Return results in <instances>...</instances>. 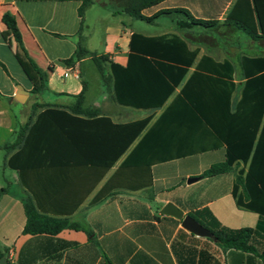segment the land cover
Returning <instances> with one entry per match:
<instances>
[{
	"label": "crops",
	"instance_id": "0c3cea01",
	"mask_svg": "<svg viewBox=\"0 0 264 264\" xmlns=\"http://www.w3.org/2000/svg\"><path fill=\"white\" fill-rule=\"evenodd\" d=\"M216 1L165 0L142 13L150 16L161 9H185L195 19L209 20L219 11L214 7ZM235 1H220L224 3L217 13V28L192 25L182 15L174 14L147 23L160 26L159 31L139 33L133 26L140 20L125 12L126 0H92L83 13L81 29L77 13L80 0H0V192L4 190L0 193V253L4 262L263 264L252 253L223 249L213 238L194 235L181 226L182 218L161 213V209L171 203L182 211L183 216L191 215L200 222H212L205 212L208 211L225 228H257L259 235L253 237L251 243L259 254L264 253V220L256 213L238 208L232 196L236 170L201 178L212 164L223 161L224 148L155 164L150 171L143 170L141 174L131 167L118 172L139 137L103 175L100 168L87 164L55 165L57 155L48 151L54 146L48 142V137L53 134L51 126L56 122L38 118L47 107L72 106L75 97L85 87L82 108L96 110L98 116L80 118L88 123L97 122L75 124L64 120L68 126L64 131L74 139L82 135L79 142L84 149L80 155L88 159L103 154L111 156L117 151V131L101 122L102 117L114 125L127 124L149 115L155 119L162 109L140 110L145 111V115L136 119L130 112L133 108L117 104L111 81L104 80L108 70L101 75L89 57L74 60L69 65L62 63L74 55L80 42L88 52L105 55L109 61L124 66L132 33L147 37L177 35L186 41L190 50L199 51L195 63L203 55L218 62L230 61L236 70V91L232 95L234 107L243 84L239 69L241 57L264 58V39L252 41L224 24ZM5 14L14 18L21 46L3 24ZM162 18L169 19L170 24H162ZM200 28L210 29L213 33L207 36ZM230 35L239 42L227 40ZM95 44L99 47H94ZM215 44L243 48L244 51L238 54L237 60L225 54L216 56L213 53ZM30 61L45 77L46 87L39 92L34 89L41 86V79ZM89 61L97 72L95 83L99 93L98 99L90 102L87 101L83 71L84 64ZM192 70L193 67L189 73ZM74 139L64 144L65 147L70 150L75 147ZM21 148L24 153L23 184L18 173L6 165L7 159ZM113 175H117L116 181L120 184L110 188L106 183ZM191 179L194 181L190 182ZM145 181H150L149 185H140ZM27 200L35 204L41 214L67 219L80 228L63 229L56 235L24 234L23 205Z\"/></svg>",
	"mask_w": 264,
	"mask_h": 264
},
{
	"label": "trees",
	"instance_id": "16d2710c",
	"mask_svg": "<svg viewBox=\"0 0 264 264\" xmlns=\"http://www.w3.org/2000/svg\"><path fill=\"white\" fill-rule=\"evenodd\" d=\"M163 1L165 0H126L124 10L131 17L146 23H152L163 15L179 14L192 25L204 28L219 26L216 18L224 3L220 2L221 0L214 3L215 9L219 11L209 17V20L195 19L185 9H161L150 16L143 15L144 10L156 7ZM91 4L92 0H80L77 10L80 29L83 13ZM2 22L21 46V36L14 18L5 14ZM225 22L224 24L232 26L252 41L264 39V0H236ZM198 52L190 50L186 41L177 35L147 37L132 33L126 64L122 66L109 61L105 55L97 56L88 52L79 42L74 55L62 63L69 65L74 60L89 57L101 75L108 70V76H104V80L111 81L113 97L117 104L136 110L162 109V111L153 121V115H149L118 125L102 117L101 122H106L112 130L117 131L119 138L117 151L111 156L103 154L88 159L80 155L84 149L79 142L82 135H77L74 139L64 131L68 127L64 120L86 124L88 121L80 116L92 118L98 116L96 110L82 108L84 87L75 97L72 106L47 107L38 115L40 119L49 118L56 122L51 126L53 134L48 137V142L54 145L48 151L57 155L54 164H87L100 168L104 175L139 137L133 149L120 164L118 172L131 167L141 174L143 170L150 171V167L155 164L224 148L223 161L212 164L203 172L201 178L236 170L232 190L236 206L256 213L264 220V58L241 57L239 69L243 84L240 98L232 107V95L236 91L235 67L228 60L218 62L207 55H203L195 63ZM30 62L41 79V86L34 89L39 92L46 87L45 77L34 62ZM192 67L193 70L189 73ZM177 89L179 90L176 92ZM94 122L97 121L88 124ZM32 130L33 128L30 132ZM73 139L76 140L74 141L76 145L70 150L64 144L73 142ZM23 154L21 148L6 161L7 167L18 173L22 184ZM115 176L117 175H113L106 183L108 187L120 184ZM149 183L150 181H145L140 185ZM23 208L26 218L24 234L56 235L63 229L80 228L78 224L67 219L41 214L39 208L30 200L25 201ZM205 212L212 222H200L190 216L212 233L213 239L220 247L252 253L264 264V253L259 254L251 243L253 237L259 235L257 228L228 229L221 226L208 211ZM1 258L3 255L0 253ZM3 264L13 263L5 261Z\"/></svg>",
	"mask_w": 264,
	"mask_h": 264
},
{
	"label": "rangeland",
	"instance_id": "374dc122",
	"mask_svg": "<svg viewBox=\"0 0 264 264\" xmlns=\"http://www.w3.org/2000/svg\"><path fill=\"white\" fill-rule=\"evenodd\" d=\"M152 12H154V10H152ZM146 15L149 16V14H146ZM160 22H162V24H170V21L167 18H162ZM133 29L139 33H155V32L160 30V26H154V25H149V24L141 22V21H135ZM200 29L204 30L207 33V34H205L207 36H209L210 34L213 33V32H211L210 29H202V28H200ZM222 30H224V29H221L220 31H222ZM95 31L97 32L98 29L96 28ZM98 34H99V32H98ZM221 36H223V35H221ZM226 39L229 41L231 40V42H233V41L239 42V40L235 39V37H233V35L228 36ZM222 42H225V41L222 40ZM93 46L96 48L99 47L97 44H95ZM242 51H244L243 48L235 49L229 45L215 44L213 53L216 56H217V54H223V55L225 54L227 56H232V58L236 57L235 59L237 60L238 54L242 53ZM83 71L85 74L86 85H87V101L90 102L93 100H97L99 97V93L97 92L96 83H95V78L97 76L96 75L97 72H96L93 64L91 63V61L84 64ZM236 80H238V74L236 76ZM130 110H131L130 112L133 114V118L137 119V118H141L145 115V111L134 110V109H130ZM153 119H154V116H153ZM1 154L3 156V153H1Z\"/></svg>",
	"mask_w": 264,
	"mask_h": 264
},
{
	"label": "water",
	"instance_id": "95a60500",
	"mask_svg": "<svg viewBox=\"0 0 264 264\" xmlns=\"http://www.w3.org/2000/svg\"><path fill=\"white\" fill-rule=\"evenodd\" d=\"M190 182L194 181V179L189 180ZM161 213L164 215L173 216L176 218H182L181 226L191 232L194 235L199 237H208L213 238L212 233L198 223L194 218L189 215L183 216L182 211L179 210L176 206L171 203H167L162 209ZM4 263V258L0 259V264Z\"/></svg>",
	"mask_w": 264,
	"mask_h": 264
}]
</instances>
